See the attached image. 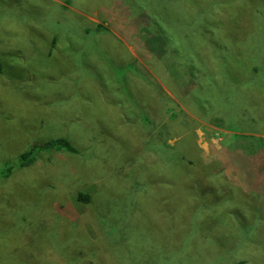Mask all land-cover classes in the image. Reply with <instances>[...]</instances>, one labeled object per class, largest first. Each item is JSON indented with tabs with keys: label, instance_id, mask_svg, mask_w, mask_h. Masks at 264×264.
I'll return each mask as SVG.
<instances>
[{
	"label": "rangeland",
	"instance_id": "374dc122",
	"mask_svg": "<svg viewBox=\"0 0 264 264\" xmlns=\"http://www.w3.org/2000/svg\"><path fill=\"white\" fill-rule=\"evenodd\" d=\"M0 64V264H264V0H0Z\"/></svg>",
	"mask_w": 264,
	"mask_h": 264
},
{
	"label": "trees",
	"instance_id": "16d2710c",
	"mask_svg": "<svg viewBox=\"0 0 264 264\" xmlns=\"http://www.w3.org/2000/svg\"><path fill=\"white\" fill-rule=\"evenodd\" d=\"M98 28L99 27H101V26H97ZM145 29H146V27H145ZM147 30V29H146ZM0 68H1V64H0ZM48 145H50V146H53V147H56V148H61V147H63V148H65L67 151H69V152H74V147L73 146H71L69 143H68V141L66 140V139H63V138H58V139H56V140H52V141H50V142H48V143H46L45 144V146H48ZM37 147H39V146H31L27 151H23L22 153H20L19 154V158L21 159V160H26V162L27 161H30L29 159H28V156L30 155V156H32V154H33V149L34 148H37ZM79 196V198L80 199H84V200H87L88 199V196H86V195H82V194H79L78 195ZM237 262L238 263H243V262H245V264H247V262H246V260L244 259V258H237Z\"/></svg>",
	"mask_w": 264,
	"mask_h": 264
}]
</instances>
